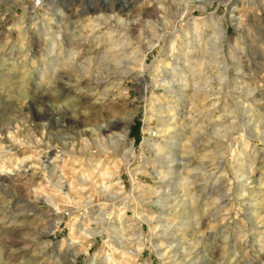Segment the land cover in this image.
I'll return each mask as SVG.
<instances>
[{
  "label": "rangeland",
  "instance_id": "374dc122",
  "mask_svg": "<svg viewBox=\"0 0 264 264\" xmlns=\"http://www.w3.org/2000/svg\"><path fill=\"white\" fill-rule=\"evenodd\" d=\"M0 264H264V0H0Z\"/></svg>",
  "mask_w": 264,
  "mask_h": 264
},
{
  "label": "bare ground",
  "instance_id": "6f19581e",
  "mask_svg": "<svg viewBox=\"0 0 264 264\" xmlns=\"http://www.w3.org/2000/svg\"><path fill=\"white\" fill-rule=\"evenodd\" d=\"M142 89H143V88H142ZM142 91L144 92V91H145V88H144ZM64 121H65V120H64ZM76 121H77V120H76ZM111 130H112V127L107 125V126L105 127V130L101 133V135H102V134H105V133H109ZM91 135H92V134H91ZM91 135H90V136H91ZM99 137H100V133H98L96 136H94V138H95V140H96V141H95L96 144H99V143H100V142H99V141H100V138H99ZM122 137L124 138V137H125V134H123ZM91 142H92V141H91ZM98 142H99V143H98ZM115 143H116L115 140H110L108 144H109L111 147H114V146H115ZM13 159H14V158H13ZM90 162H91V161H90ZM4 165H5V164H4ZM4 171H5V170H4ZM94 171H95V170H94ZM79 176H80V175H79ZM89 176H90V175H87V177H86V176H82L81 178L79 177V181L83 183V182H85L87 179H89ZM102 176H103V177L109 176V172H108V171L103 172V173H102ZM70 185H72V184H70ZM70 185H69V186H70ZM79 185H80V183H79ZM55 187H56V186H55ZM100 187H101L102 189H106V188H107L106 186H104V182L101 183ZM58 189H60V188H58ZM47 201L50 202V203H52V199L49 198V197L47 198ZM109 215H110V214H109ZM109 215H108V214H107V215H104V218H102V220H105L106 218L109 219V218H110ZM119 224H121V223H119ZM120 226H121V225H119V227H120ZM106 259H107V260H110V256L108 255V256L106 257Z\"/></svg>",
  "mask_w": 264,
  "mask_h": 264
},
{
  "label": "built area",
  "instance_id": "2783aa9c",
  "mask_svg": "<svg viewBox=\"0 0 264 264\" xmlns=\"http://www.w3.org/2000/svg\"><path fill=\"white\" fill-rule=\"evenodd\" d=\"M35 4H37V1L35 2ZM64 217H68L70 214H69V211H66L63 213Z\"/></svg>",
  "mask_w": 264,
  "mask_h": 264
}]
</instances>
